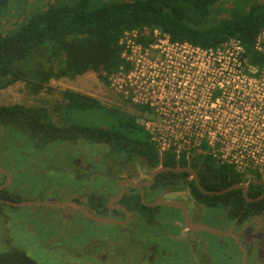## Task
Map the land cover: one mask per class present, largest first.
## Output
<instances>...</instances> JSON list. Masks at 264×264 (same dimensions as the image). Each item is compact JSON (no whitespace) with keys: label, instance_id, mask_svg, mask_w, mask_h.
<instances>
[{"label":"trees","instance_id":"trees-1","mask_svg":"<svg viewBox=\"0 0 264 264\" xmlns=\"http://www.w3.org/2000/svg\"><path fill=\"white\" fill-rule=\"evenodd\" d=\"M11 1L0 0V19ZM231 1L232 7L226 11L227 14L224 13L228 16L217 19L214 13L222 0H50L25 22L0 34V90L25 81L31 85L32 92L38 94L54 78L74 79L88 72L110 75L124 65L121 59L123 46L120 44L123 35L144 28H158L172 42H185L201 48H218L235 39L243 46L244 58L249 64L261 67L264 56L256 51L255 46L257 36L264 30V0ZM140 41L147 44L144 39ZM64 98L66 110L70 113L100 111L114 123L92 128L70 118L62 126L53 123L44 109L23 105L0 106V147L6 153L9 146L21 150L23 144L20 141L32 146L38 155L36 168L30 162L31 171L38 169L39 174L31 175L40 184L48 182L40 173L41 169L55 171V166H59L61 161L70 165V158H66L59 147H74L78 142L98 145L107 151L104 160L109 166L115 161L120 162V156L136 165L142 161L151 167L191 166L198 172L201 186L210 191L247 183L234 166L220 164L211 155L190 157L187 161L184 155L178 157L174 151L161 154L135 116L120 108L103 107L98 100L71 91H66ZM136 108L147 110L145 107ZM141 130L148 134L147 139L137 141L130 137L133 132ZM51 148L52 155L49 153ZM1 160L11 169V157H2ZM31 184L27 185L34 191ZM248 185L250 196L254 189L264 193V182ZM194 190L205 203L227 210L231 219L236 218L245 205L242 189L217 197H207L195 187ZM18 197L10 189L3 192L4 199L19 201ZM129 205L137 208L134 201H129ZM256 206L264 208V200L248 208L257 209ZM6 207L19 209L0 204V215L4 214ZM254 214L251 211L249 215ZM250 217L244 216L245 220H251ZM4 240L9 244L2 245L0 249V264H38L24 250L11 245L10 239Z\"/></svg>","mask_w":264,"mask_h":264},{"label":"rangeland","instance_id":"rangeland-1","mask_svg":"<svg viewBox=\"0 0 264 264\" xmlns=\"http://www.w3.org/2000/svg\"><path fill=\"white\" fill-rule=\"evenodd\" d=\"M49 1H11L8 10L0 19V34L11 31L15 25L25 22L29 16L38 9L45 7ZM232 4L231 0H222L214 13L217 19L225 17L226 11L232 7ZM110 84L105 73L88 72L74 79L54 78L40 93L34 94L28 82L20 81L0 90V106L23 105L44 109L53 123L62 126L66 125V121L70 118L75 123L78 122L92 128L106 127L114 123V121L105 118L100 111L91 113H70L67 111V101L64 98V93L71 91L96 99L103 107L120 108L135 116L139 123L144 122L149 117V114L139 111L136 108L138 106L119 96ZM147 136L148 134L144 130L130 134V137L137 141H143L147 139ZM19 143L23 144L21 150L9 146L5 153L3 148L0 147V166L6 169L7 166L1 159L2 157L4 159L11 157L12 172L17 175L25 171L22 174L23 180L28 185L32 183L33 185L31 184L30 187H34V191L30 190L28 185L24 183L20 187H16L15 191L20 192L24 200H53L55 196L57 197L53 189L62 192L63 199L67 201L74 200L75 193L81 192L80 185H84L82 189L103 190V193H114L115 188H117L115 186L117 182H110L105 177H100L101 175L87 176L83 184L72 174L75 169L72 167L73 159L71 158L77 157V155L92 158L100 156L103 162V157L107 151L104 152L98 145L86 143L85 145L76 144L70 148L68 146L59 147V150L67 155L66 158H70V165L61 161L59 166H55V171L41 169L40 173L45 175L48 182L40 184L33 177L36 175L33 174L32 176L31 171H29L33 155L37 156L38 153L33 150L32 146L27 145V142L20 141ZM79 145H82V148L78 149ZM26 153L31 156L26 157ZM49 153L52 155L53 148ZM27 158H30V160H27ZM60 160L62 159L60 158ZM137 168H141L140 165ZM148 173H150V170H148ZM147 176L146 173L140 172L137 177L142 180ZM245 177V180L249 182L247 176ZM79 194H82V192ZM90 196L84 195V199L87 201ZM180 196L184 198L183 195ZM67 211H65V215L72 214L71 210ZM93 212L97 217L117 218L115 214L108 215L98 210H93ZM3 213L4 215H0V249L3 247L2 245L9 244V241L4 240L8 237L12 240L11 245L24 250L38 264H198L206 255H209L210 262H213V264H240V256L236 248L229 247L228 250L226 249V245L230 244L229 240L219 239L209 233L187 231L182 212L177 208L164 207L158 218L162 225L159 231L142 224L134 228V231H137L139 227L138 237L141 241L144 240L143 237L151 238L153 235L166 233L165 238L155 237L161 246L159 247L158 256L153 261L151 257H148V254H136L138 251L135 249L136 246L127 245L124 241L123 235L127 232L122 231L114 224L90 221L83 216L77 217L73 221H69L70 217H67L62 222V218L59 216L61 213H53L46 209L34 213L27 207L19 209L6 207L3 209ZM219 215H221L219 210L204 207L201 209V217L197 220L200 223L215 226L223 219ZM142 221H139V223ZM131 240L127 239V241L132 242ZM163 250L166 252H163Z\"/></svg>","mask_w":264,"mask_h":264},{"label":"built area","instance_id":"built-area-1","mask_svg":"<svg viewBox=\"0 0 264 264\" xmlns=\"http://www.w3.org/2000/svg\"><path fill=\"white\" fill-rule=\"evenodd\" d=\"M120 44L124 65L105 75L119 96L147 109L138 124L160 153L211 155L247 183L264 182V65L251 66L238 40L201 48L144 28ZM255 49L264 56V30Z\"/></svg>","mask_w":264,"mask_h":264},{"label":"flooded vegetation","instance_id":"flooded-vegetation-1","mask_svg":"<svg viewBox=\"0 0 264 264\" xmlns=\"http://www.w3.org/2000/svg\"><path fill=\"white\" fill-rule=\"evenodd\" d=\"M86 143L87 142H78L77 144L85 145ZM82 145H79L77 148L78 149L82 148ZM25 155L27 157L30 154L26 153ZM106 155H108L107 152L105 153L103 157V162L100 156H97L96 158H92L89 156L86 157L85 155H83V157H79L77 155V157L71 158L73 159L72 167L73 169H75L72 174L75 176V178L78 181H80L83 184L86 181V177L87 176L90 177L91 175H101L100 177H105L110 182H117L115 183L116 184L115 186L117 188H115L114 193H103L104 192L103 190L91 191L90 189H87V188L82 189L84 185H80L82 194H79L81 192L75 193L76 195L73 197L74 200H70V201H75L79 203L82 207H84L88 212L92 213L93 215H94L93 210H98L108 215L115 214V216L117 217L116 219L114 218H109V219L117 220L120 222H126L125 224H118L117 226L122 231L127 232V234L123 235L124 241H126L127 245L132 244L133 247L136 246L135 249L138 250L136 254L140 255L141 253H144V255L148 254V257H151L152 261L156 259V257L158 256V251H159V247L161 246V244L158 243V241H156L155 237L161 236L165 238L166 233L162 231L163 232L162 235L156 234V235H153V237L151 238L143 237L144 240L141 241V239L138 237L139 227L137 231L136 230L134 231V228L135 226H139L142 224L144 226H148L154 230L159 231L162 228V225L158 220L160 214L162 213L164 207L176 208L172 206V203L174 202L176 204L183 205L187 209L189 218L193 223H200L198 222L199 220H197V218L201 217L202 208L206 207L209 209L219 210L221 212V215L219 216L222 217L223 219L220 220L217 225L211 226V227L216 228L225 234L231 233L232 235L236 237V239L230 235H221V236L213 235V236L218 237L219 239L223 238V239H227L230 241V244L226 245V249L228 250L229 247L236 248V251L238 252L240 256L239 258L240 264H264V208L260 209L258 206H256L257 209L255 207L250 208V209L248 208L249 205L260 203L262 200H264V198L258 201L247 202L244 198V192H243V198H244L245 205L239 211V215L236 218L231 219L228 216L227 210L224 211L221 208H215V207H212L211 204L205 203L198 195H196L197 193L195 192L194 187L195 189L198 190V192L202 193L203 195L207 197L222 196L224 194L230 193L231 191L217 195L216 192L225 190L228 187L221 188L215 191H210L206 189L205 187L201 186L200 184L201 179L199 178L198 172L193 167L188 166V165L183 166V167H167L163 165L151 167L149 165H146L142 161H140L138 165H136L137 163L130 164L127 161L123 160V158L121 159L122 156H120L119 158L120 162L115 161L114 163H112V166H109V163L107 162V165H106V160H104L106 159L105 158ZM177 156L184 157V156H181L180 154H177ZM36 158L37 156L33 155V161H31L33 162V165L36 164ZM185 159L187 161L190 160V158L186 156H185ZM27 160H30V158H27ZM139 165L141 168L138 169L137 166L139 167ZM131 167L132 169H130ZM162 167L193 169L196 174L199 187L197 186L193 175L186 171H182V172L164 171V172L158 173L154 178V182L152 183L154 173ZM31 168L32 167L30 164L29 171H31ZM12 169L13 168L5 169L11 176L12 181L7 187L0 190V200H7L3 198V192L9 191L10 189L13 193L17 194V196H20L18 197L19 201H16V202L34 201V200H24L21 197L20 192L15 191L16 187H20V185L23 183L26 184V182L23 180L24 178L22 177V174H24L25 171L20 172L19 176H17L12 172ZM148 170H150V173H148ZM140 172H144L148 176L145 179L141 180L137 177L140 174ZM31 174H35V175L39 174L38 169H36V171H33V172L31 171ZM16 180H19V181H16ZM121 181H125V182L132 181L136 184H142L143 188L138 189L128 184L122 185ZM6 182H7V177L3 175L2 173H0V186L4 185ZM201 189L208 191V192H213L215 194L206 195L203 191H201ZM252 191L254 194H252L251 196L253 197L249 195V185H248V197L253 200L264 195V193L260 194L259 191H256L255 189ZM62 194H63L62 192L58 191L56 194L57 197L55 196L53 200H46V201H52L53 203L67 201L63 199L64 197H62ZM255 194H259V195L256 196ZM84 195L85 196L91 195V196L86 201L84 199ZM180 195H183L184 198H182V196ZM34 196L36 195L34 194ZM160 196H161V199L159 200ZM119 197L120 199H118ZM114 199H118V201H112ZM129 201L130 203L134 201L137 204L136 205L137 208H132V206L129 205ZM0 204H4V203H0ZM120 205L125 207V209L127 210V213H125L122 209L118 208V206ZM148 205H155V206H148ZM141 206L144 208L143 210L145 212L141 210L142 209ZM30 209L34 213L39 212L41 209L53 210V213H57V214L61 213L59 216L62 218V222L65 221L64 219H66L67 217L68 218L70 217L69 221L71 220L73 221L75 218L80 217V216L87 218L79 209L75 207H59V208L33 207ZM66 210L68 211L71 210L70 212H72V214L67 213L68 215H65ZM179 210L182 212V215L184 217V224H185L184 211L183 209H179ZM251 211L252 213H255L253 216L249 215ZM244 216L245 218L246 216H249V217L251 216L250 217L251 220H245ZM101 218H107V217H101ZM139 221H142V222L139 223ZM185 229L189 232L192 231L189 228H187V226L185 227ZM192 232H196V231H192ZM197 233H204V232H197ZM127 239H130V240L133 239L131 240L133 243L130 241H127ZM190 244L194 245L193 243H190ZM163 247L167 248L165 246ZM163 252H166V251L163 250ZM95 260L97 261V259ZM198 264H213V262H210L209 255H206L204 256L203 260L199 262Z\"/></svg>","mask_w":264,"mask_h":264},{"label":"water","instance_id":"water-1","mask_svg":"<svg viewBox=\"0 0 264 264\" xmlns=\"http://www.w3.org/2000/svg\"><path fill=\"white\" fill-rule=\"evenodd\" d=\"M164 171H167V172H182V171L189 172V173H191L193 175V177L195 179V182H196L197 186L199 187L198 182H197V178H196V174H195L194 170L191 169V168L181 169V168H165V167H162V168L158 169L154 173V176H153V179H152V183L154 182L155 176L158 173H161V172H164ZM0 173H2L3 175H5L7 177V182L4 185L0 186V190H2V189L7 187L11 183L12 179H11V176L9 175V173L5 170V168H3L1 166H0ZM121 184L122 185L128 184V185L136 187L138 189L143 188L142 184H136V183H134L132 181H126V182L125 181H121ZM236 189H242L243 190L244 198H245V200L247 202L258 201V200H261V199L264 198V195L258 197L255 200L249 198L248 197V183H239V184L233 185L231 187H228L225 190H221L219 192H216V194L220 195V194H223L225 192H230V191H233V190H236ZM201 191H203L206 195H214L215 194L213 192H208V191H205L203 189H201ZM118 199H120V197ZM118 199H114L112 201H118ZM160 199H161V196H160L159 200ZM0 203H4V204H6L8 206L15 207V208H25V207H29V208H33V207H47V208L75 207V208L79 209L88 219H90L92 221H95V222H98V223L116 224V225L125 224L126 223V222H120V221L109 219V218L96 217L92 213L88 212L84 207H82L79 203H77L75 201H64V202L53 203L52 201H44V202L43 201H20V202H16V201H10V200H0ZM155 205H148V206H155ZM172 206L176 207V208H179V209H183L184 216H185V224H186L187 228H189L190 230L196 231V232H204V233L206 232V233H210L212 235H217V236L230 235V236H232V237H234L236 239V237L234 235H232L231 233L225 234V233L219 231L218 229L213 228V227L208 226V225L203 224V223H193L190 220V218H189V215L187 213V209L183 205L176 204V203L173 202ZM118 208L122 209L125 213H127V210L125 209V207L120 205V206H118Z\"/></svg>","mask_w":264,"mask_h":264}]
</instances>
